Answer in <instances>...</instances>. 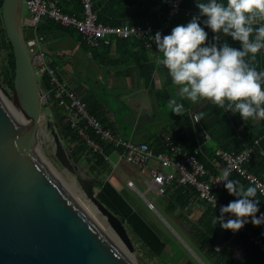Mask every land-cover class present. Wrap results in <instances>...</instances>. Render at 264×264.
I'll use <instances>...</instances> for the list:
<instances>
[{
    "label": "trees",
    "instance_id": "trees-1",
    "mask_svg": "<svg viewBox=\"0 0 264 264\" xmlns=\"http://www.w3.org/2000/svg\"><path fill=\"white\" fill-rule=\"evenodd\" d=\"M2 1L0 0V12ZM58 1L65 12L76 15L81 13V0ZM200 2H207V0H200ZM218 2L226 4L227 0H218ZM196 3L197 0H181V11L173 17L166 27L165 21L167 19L169 4L164 0H93V7L98 13L99 22L109 25H121L125 22L131 24L147 22L156 27H164L160 31L163 36L170 34L175 26L186 25L190 22L192 17L199 13ZM188 10L189 12L187 13L186 11ZM202 20L203 18L201 19V26L208 32V42L211 43L213 33L202 23ZM54 22H56L55 19L47 17L45 25L43 23L38 25L37 32L39 35H42L43 39L49 33V28ZM58 25L60 24L58 23ZM67 28L77 31L74 27ZM78 36L82 38V42L87 43L79 32ZM5 39L7 41V67L6 69H2V74L5 82H8L13 88L15 56L12 44L8 40L7 35ZM123 40L134 41V43L136 42L145 46L142 37L131 36ZM225 41L231 47L240 48V43L234 41L230 36H222L221 43ZM101 45L108 46L104 41L101 42ZM160 54L162 55V53ZM249 62L257 71H264V50L262 49L258 52L254 59H249ZM51 63L56 68L55 63L53 61ZM144 69H146L147 77L151 78L155 64L148 62L144 66ZM164 70L169 82L170 76L168 71L166 68ZM40 86L43 90L47 91L48 98L46 99L53 103V107L56 110L61 135L67 141V149L70 157L78 163L82 159L87 161L89 168L86 170L97 177L96 186L98 187V198L122 219L133 237L141 242L153 257H166V261L171 264H201L185 246L170 239L166 240L157 228L136 210L124 193L112 181L99 177L101 172L106 170L110 165L106 156L118 150L122 151L123 149L117 148L112 142L101 139L92 127L88 128V132L98 139L103 146V152L94 151L90 148L89 144L79 134L77 129L72 127L71 122L66 120V112L59 105L58 100L50 95L52 93V84L48 75L43 74L40 77ZM84 100L87 103L89 112L100 120L105 127H109L105 123V118L101 117L100 114L101 110L105 108L100 104H94L89 98ZM179 101L183 104L184 114L182 116H176L175 122L172 125V136L176 142H180L190 151H194L202 143V147L198 151V157L208 170L213 173H218L220 170L215 164L216 160H218L215 154L216 147L239 152L247 146H252L253 151L251 157L246 161V165L250 170L264 179V119L257 118L244 121L241 119L239 113L232 114L231 112H224L223 109L211 102L203 101L202 103L201 101L193 104L186 99L181 100V98ZM195 105L196 107H194ZM193 108H197L196 113L199 117L197 121H194L190 113V109ZM207 135H209L210 142L212 143L210 147L205 145ZM154 149L156 151L166 150V143H164L162 137H159ZM228 172L230 173L229 179L237 182L238 187H244L246 189L250 186L254 187L238 172ZM216 192L218 196L224 198L228 203L235 200L234 195H230L224 187V182L217 188ZM196 196H198V192L194 186L173 181L165 193L167 200L165 206L167 212L166 219L173 225L171 215L175 214L177 218L183 217L185 215L183 212L184 209ZM256 199L259 200V212L256 214L259 217L264 209V194H261L258 189ZM206 205L205 212L198 220L186 223L187 231L191 237L190 245L203 260L207 264H264V250L258 243L250 240V233H252L254 235H260L264 241V235H262L264 233V224L254 226L249 222L245 224V229L240 230L239 237H242L241 242L248 246V258L245 261L238 262L232 257L231 251L225 245L232 231L222 229L219 224L214 225L212 219L215 215L219 216L220 211L208 202ZM225 219L227 220V218ZM223 232L224 234L222 235Z\"/></svg>",
    "mask_w": 264,
    "mask_h": 264
},
{
    "label": "water",
    "instance_id": "water-1",
    "mask_svg": "<svg viewBox=\"0 0 264 264\" xmlns=\"http://www.w3.org/2000/svg\"><path fill=\"white\" fill-rule=\"evenodd\" d=\"M23 1L3 0L1 5L3 26L14 51L15 75L11 99L0 90V264H135L74 198L40 153L47 93L40 86L35 52L26 40ZM47 127L55 140L57 158L133 250L126 224L97 196V177L70 157L59 122L50 117Z\"/></svg>",
    "mask_w": 264,
    "mask_h": 264
},
{
    "label": "crops",
    "instance_id": "crops-1",
    "mask_svg": "<svg viewBox=\"0 0 264 264\" xmlns=\"http://www.w3.org/2000/svg\"><path fill=\"white\" fill-rule=\"evenodd\" d=\"M47 17L50 16H43L41 24L45 25ZM29 19L30 11L28 10L24 18L25 29L28 36H33L34 31L28 23ZM58 23L56 21L50 26L49 33L41 41L48 59L55 63L59 76L68 87L75 89L83 99L89 98L94 104H100L105 108L99 113L101 117L105 118V123L109 125L114 134L117 137L132 138L138 142L146 141L153 149L157 145L159 137L163 138L164 143H166V135L173 138L172 125L178 115L171 112L168 101L175 98L180 103V97L178 96V86L172 82L170 77L168 82L163 66L157 63L162 58L158 49L156 47L147 48L142 44L134 43V41H125L123 39L127 38L121 37H113L110 42H105L107 47L100 43L94 48L88 42H82L77 31L67 28L73 26H65L61 23L58 25ZM148 62L155 64L151 78L147 77L146 69H144ZM46 98H48L47 95L43 98L42 113L47 108L51 113L45 111L46 117H53L55 121H58L53 103ZM196 109H190L194 121L199 119ZM195 116L198 118L196 119ZM208 136H206L205 145L210 147L212 143ZM201 144L199 146L202 147ZM183 148L185 147L183 146ZM163 195L165 196V194ZM220 198L228 204L224 198ZM205 202L207 203L198 193V196L193 198L184 209L183 217L177 218L175 214L171 215L173 225L162 215L171 226L170 228L172 230L174 228L176 230L174 232L183 241L184 245L182 243L180 245L185 246L193 254L187 246L189 245L202 260L203 258L190 245L191 237L187 231L186 223L198 220L202 216L207 208ZM166 204L165 198L162 206L164 210ZM211 205L215 207L213 204ZM215 208L220 211L217 207ZM225 218L227 217L225 216ZM151 224L157 230L159 229L158 231L166 240H174L170 231L164 230L154 223ZM240 230L232 232L225 242L232 257L238 262L248 258V246L241 242ZM250 240H252L251 236ZM193 256L198 260L194 254ZM204 263L207 264L205 261Z\"/></svg>",
    "mask_w": 264,
    "mask_h": 264
},
{
    "label": "clouds",
    "instance_id": "clouds-1",
    "mask_svg": "<svg viewBox=\"0 0 264 264\" xmlns=\"http://www.w3.org/2000/svg\"><path fill=\"white\" fill-rule=\"evenodd\" d=\"M199 10L186 25H177L168 35L156 32L153 39L162 58L157 61L167 69L172 82L178 86V96L193 104L211 102L224 112L239 113L242 120L264 119V71H257L249 59L264 49V0H197ZM212 42H208V32ZM222 36L240 43L231 47ZM171 112L182 116L183 104L175 98L168 101ZM225 171L219 181L237 199L220 207L212 223L233 233L251 222L264 224V213L257 217L259 200L257 187H238ZM205 198H208L205 195ZM216 206V198H211ZM225 214L234 219H225ZM264 235V233H262Z\"/></svg>",
    "mask_w": 264,
    "mask_h": 264
},
{
    "label": "built area",
    "instance_id": "built-area-1",
    "mask_svg": "<svg viewBox=\"0 0 264 264\" xmlns=\"http://www.w3.org/2000/svg\"><path fill=\"white\" fill-rule=\"evenodd\" d=\"M169 4L165 27L175 15L181 11V0H164ZM30 11L29 25L34 31L33 36H27L26 40L31 50L35 52V64L39 77L46 74L52 84V93L66 112V120L71 122L72 127L76 128L79 134L86 140L89 147L94 151L103 152L101 143L88 132L92 127L101 139L112 142L118 150L121 159L135 164L136 166L148 171L149 176L140 180L145 183L148 189L157 194H165L169 184L173 181L194 186L199 196L205 201L213 204L211 198H216L218 209L226 202L222 200L216 190L223 183L219 181L225 171H236L245 180L249 181L264 194V179L249 169L246 161L251 157L253 148L247 146L239 152L229 151L221 147L215 148L218 158L215 164L220 168L218 173H213L201 162L198 157V146L194 151L187 150L177 143L170 135L165 136L167 149L156 152L150 143L146 141H135L132 138L117 137L113 130L105 127L100 120L92 115L87 107L86 101L78 94L75 89L68 85L59 76L56 68L52 66L46 51L42 47V35L37 32V27L41 23L43 16H50L65 26H73L82 37L93 47L98 46L102 41L110 42L113 37L128 38L137 36L143 38V43L147 48L156 47L153 37L156 32H160L164 27H156L151 23L137 22L134 24L123 23L121 25H109L98 21V13L94 10L93 0H81L82 10L79 15L65 12L59 5L58 0H24ZM187 13L189 12L186 11ZM24 21V19H23ZM24 22V26H25ZM26 30V29H25ZM157 48V47H156ZM47 93V92H46ZM197 119L198 117L195 116ZM209 138V136H208ZM109 156H106L108 159ZM156 163L151 165V161ZM127 185L130 188L141 192L134 180L128 179ZM207 195L208 198H205ZM151 208L154 204L148 201ZM227 218L234 219V216L225 214ZM245 229V225L241 228ZM251 239L261 245L264 249V241L260 235L251 233Z\"/></svg>",
    "mask_w": 264,
    "mask_h": 264
},
{
    "label": "rangeland",
    "instance_id": "rangeland-1",
    "mask_svg": "<svg viewBox=\"0 0 264 264\" xmlns=\"http://www.w3.org/2000/svg\"><path fill=\"white\" fill-rule=\"evenodd\" d=\"M28 11L27 5L23 2L22 7V16L23 19L26 16ZM6 33L3 26L2 16L0 12V90L9 98L11 99L12 96V87L9 85L8 82H5L2 74V69H6L7 63V41H6ZM45 111H49L47 108L44 109ZM43 112L42 116V123L40 129V141H39V150L43 158L50 164V166L54 169V173L57 177L62 181V183L66 186V188L74 194L75 196L79 197L83 201L90 202L95 207V212L93 213L94 217L101 222L104 227L107 229L109 233H114L117 238L122 242V247L125 249V252L132 257L138 264H171L170 262L166 261V257L159 258L153 257L148 252L147 248L136 238L133 237L131 232L129 231L133 250H130L124 242L119 238L115 229L110 225L107 217L105 214L96 208V205L92 202V200L86 195L85 191L81 187L80 183L78 182L76 176L67 170V168L60 162L57 158L55 151H56V144L50 128L47 127V114ZM64 144L67 146V141L61 135ZM109 167L106 170H103L99 175L102 179H108L112 181L118 189L121 190L122 193L128 198V200L133 204V206L138 210L142 216L149 221L150 223H154L159 225L164 230L170 231L174 238L173 241H177L179 244L183 243L179 236L174 232L176 231L173 227V230L170 228L169 225L163 220V216H167L164 210L163 202L165 200V196L162 194H157L154 191L148 189V186L145 183L139 181L144 180V178L149 176L147 170L142 169L136 166L133 163L126 161L125 159H121L117 151L111 153L108 157ZM156 163L155 160L151 161V165ZM85 169L89 168V164L85 159H82L79 162ZM128 179L134 180L137 188L145 193L142 195L138 190L130 188L127 185ZM68 185V186H67ZM96 193L98 191V187L96 186L95 189ZM148 201H151L154 204V208H151L148 204ZM156 207V208H155ZM160 213V214H159ZM163 215V216H162ZM162 216V217H161ZM159 230V229H158ZM186 240L187 238L179 232Z\"/></svg>",
    "mask_w": 264,
    "mask_h": 264
},
{
    "label": "bare ground",
    "instance_id": "bare-ground-1",
    "mask_svg": "<svg viewBox=\"0 0 264 264\" xmlns=\"http://www.w3.org/2000/svg\"><path fill=\"white\" fill-rule=\"evenodd\" d=\"M8 103L10 104V106L12 107V110H14V112H16V108L13 105V103L11 101H8ZM47 162V161H46ZM48 163V162H47ZM48 165L50 166V164L48 163ZM50 168H52L50 166ZM54 169L52 168V171ZM54 172V171H53ZM68 186V185H67ZM72 194V191L70 192ZM74 196V198L81 204V206L92 216L94 217L93 213L95 212V207L93 204H91L90 202L87 201H83L81 200L79 197L75 196L74 194H72ZM95 218V217H94ZM96 222L100 225V227L104 230V232L111 237V239H113L119 246L120 248H122V250L125 251V249L122 247V242L117 238V236L114 233H109L107 231V229L104 227V225L99 222L96 218H95ZM129 258L132 260V262H134L135 264H138L132 257L129 256Z\"/></svg>",
    "mask_w": 264,
    "mask_h": 264
}]
</instances>
